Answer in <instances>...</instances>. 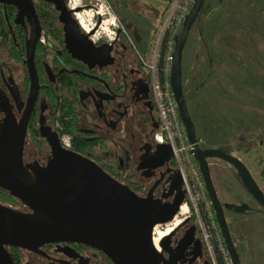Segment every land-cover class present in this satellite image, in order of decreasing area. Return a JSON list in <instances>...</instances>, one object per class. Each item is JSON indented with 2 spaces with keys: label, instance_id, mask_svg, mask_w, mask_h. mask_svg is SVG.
<instances>
[{
  "label": "flooded vegetation",
  "instance_id": "flooded-vegetation-1",
  "mask_svg": "<svg viewBox=\"0 0 264 264\" xmlns=\"http://www.w3.org/2000/svg\"><path fill=\"white\" fill-rule=\"evenodd\" d=\"M4 13L7 25L0 32V207L44 220L25 201L38 193L29 182L42 171L58 180L60 169L68 166L67 152L92 162L140 198L173 202L174 188L169 181L177 172L173 154L154 177L146 178L152 172L143 175L144 171L138 169L141 159L146 165L161 163L149 161L156 156L154 136L160 123L151 76L142 63L145 53L134 50L120 33L112 42L94 40L96 30L86 32L76 17L80 12H71L80 27L79 32H73L74 44L89 52L99 49L101 55L107 51L111 54L112 61L107 65L86 63L74 57L80 51L73 49L71 53L67 47L61 12H34L40 24L35 77L28 59L35 17L24 16L18 21L17 10ZM135 35L140 46L141 37L133 31ZM65 135L70 138L68 147L62 143ZM21 139L19 158L12 145ZM73 172L65 170L75 176ZM52 196L79 203L61 192ZM173 222L153 228L152 247L159 264H212L200 229L191 218L155 241L158 233L168 230ZM193 226L196 230L192 233ZM6 249L13 264H116L101 249L82 243H49L35 251Z\"/></svg>",
  "mask_w": 264,
  "mask_h": 264
},
{
  "label": "water",
  "instance_id": "water-1",
  "mask_svg": "<svg viewBox=\"0 0 264 264\" xmlns=\"http://www.w3.org/2000/svg\"><path fill=\"white\" fill-rule=\"evenodd\" d=\"M44 1L54 5L56 10L61 12L60 19L65 24L67 47L71 53H74L73 49L81 53L73 54L74 57L92 65L111 63L110 51L101 55L98 53L99 49L89 52L84 47L79 48L74 44L73 32H79L80 27L71 15L73 11L67 7L66 0ZM34 3L35 0H0V4L16 8L19 12L18 21L24 16L34 15L35 17L28 46V59L36 77L34 53L38 44L40 24L34 13L36 12ZM204 3L205 0L195 1L193 8L186 16L181 32L175 38L170 81L180 119L193 146L192 153L199 165L232 264H242L225 215V211L233 209V206L223 205L220 201L211 176L210 160H221L232 166L253 200L263 209L264 193L246 165L233 154L222 149H204L200 146L183 88L184 50L192 27L204 8ZM72 44L76 48L72 47ZM152 119L156 121L154 117ZM22 143L21 139L18 144L12 145V149H16L19 158ZM8 144L11 145L10 141ZM155 154L156 156L149 161L159 160L161 163L146 165V160H140L138 169L144 171L143 175L152 172L146 175V178L154 177L155 171L164 167L165 163L172 158L171 146L157 144ZM64 156L68 166L60 169L61 174L58 180H55L51 173L42 171L36 173L35 181L29 182L30 188H34L38 193L36 196H27L25 201L33 211L45 218L44 220L0 207V264H13L6 249L8 246L35 251L45 244L58 242L82 243L97 247L114 258L116 264H159L158 255L152 247V232L154 226L174 220L185 203L186 195L179 171H175L169 179L170 188H174V201L162 203L161 200L154 201L150 197L136 196L127 187L110 178L98 166L74 153L67 152ZM65 170L74 171L75 176L72 173H65ZM57 192L69 198L74 197L79 203L74 205L71 200L55 199L52 195ZM244 208L247 209L248 206L245 205L237 210L243 211ZM195 230L196 227L193 226L190 232L193 233Z\"/></svg>",
  "mask_w": 264,
  "mask_h": 264
},
{
  "label": "rangeland",
  "instance_id": "rangeland-1",
  "mask_svg": "<svg viewBox=\"0 0 264 264\" xmlns=\"http://www.w3.org/2000/svg\"><path fill=\"white\" fill-rule=\"evenodd\" d=\"M211 1L205 0L202 11L205 12L202 16L204 24L214 19V24L209 26L210 36H206L210 45L204 53L211 50L215 59H211V65L204 64L203 74L209 75L206 81L199 77L193 87L190 82H185L186 95L195 113L200 137L206 142L225 146L240 157L264 193V0H216L214 7L220 3L221 8L209 12ZM71 4L82 8L80 14L92 16L91 27L96 30L94 40L112 42L120 33L122 40L130 42L134 50L144 52L146 61L152 63L157 38L169 12H165L160 22L157 17L167 0H107L109 10L97 0H71ZM97 12H102L101 16ZM103 23L111 24L109 31L103 29ZM197 26L194 27L196 31ZM146 28L153 33L146 34ZM136 29L142 38L147 36V42L143 39L140 46L136 35L133 36ZM143 45L149 48L146 50ZM197 88L201 90L197 91ZM204 94L208 101L206 108L200 104ZM240 146L243 148L239 151ZM211 168L215 169L217 180H224L228 168L226 171L221 165ZM248 200L254 204L251 197ZM182 219L179 216L177 222ZM175 224L169 225L168 230L176 227Z\"/></svg>",
  "mask_w": 264,
  "mask_h": 264
},
{
  "label": "built area",
  "instance_id": "built-area-1",
  "mask_svg": "<svg viewBox=\"0 0 264 264\" xmlns=\"http://www.w3.org/2000/svg\"><path fill=\"white\" fill-rule=\"evenodd\" d=\"M97 1L100 2L102 6L107 7V0ZM195 1L196 0L171 1L169 8L165 11L169 13L164 17L161 34L157 38L154 59L152 63L146 61L147 59H142V63L145 70L150 73L151 76L152 92L156 101V115L160 123V127L156 131L154 138L156 144H169L171 146L172 154L176 162L177 170L181 175L183 189L186 195L184 205L187 208V214L180 215L179 210L175 218L182 216V223L194 215L211 263L218 264V254H220L225 264H232V259L225 245L199 165L192 153L193 146L189 141L186 128L180 119L178 106L173 95L170 81L173 53L175 50V38L181 32L186 16L190 13ZM67 5L73 10L71 0H67ZM164 40V67L162 71L159 72L156 64V57L158 56L159 49L162 48ZM62 143L64 146H70L69 136H63Z\"/></svg>",
  "mask_w": 264,
  "mask_h": 264
},
{
  "label": "crops",
  "instance_id": "crops-1",
  "mask_svg": "<svg viewBox=\"0 0 264 264\" xmlns=\"http://www.w3.org/2000/svg\"><path fill=\"white\" fill-rule=\"evenodd\" d=\"M171 1L172 0H167V4L165 8L160 13V15L157 17V21L159 20L160 22V20L163 18L165 11L167 10ZM215 2L216 0L211 1L209 9H208L209 12H213V11L216 12L219 8H221L219 7L220 3H218L214 7ZM213 20L214 19L207 20L206 22L207 24H204L203 17L199 18V20L197 21V25H199L197 26L198 27L197 31H196V28L194 30V27L196 26L194 25L193 29L190 32V36H189L187 45L185 47L184 56H183V88H184V94L186 96V100H187V104L189 108V113L196 126L197 138H198L200 146L204 149L205 148L206 149H212V148L222 149L229 153L230 150L227 147L219 145V144H215V143H210L209 141L206 142L200 137L197 120L194 117L195 113L192 112L190 102L188 101V98L186 95L187 94L186 83L190 82L193 87L194 83L196 85V82L199 77H202L203 82L208 79L207 77L209 75L207 73L203 74L204 64L211 65L212 63L211 59H215V57L212 56L211 50H208V52L206 51V54L204 53V50L207 49L206 46L210 45L209 40L206 39V36L208 38L210 36L209 26L214 24V22L212 23ZM146 24L147 23H145V25ZM144 31L146 34H149L150 32L151 34L153 33V30H150L149 28H146V30ZM137 33H139L142 41L143 39H145L144 42H147L146 40L147 36L144 35V37L142 38L143 35L141 36V32L140 31L138 32L137 30ZM143 47H146V50L147 48H149L144 45ZM197 70L198 72L199 71L200 72L198 73ZM200 87L202 88V86ZM201 88H197V91L201 90ZM202 99H204V101L200 102V104L202 107L205 106L206 108L208 101H207V98L205 97V94L203 95ZM231 154L233 153L231 152ZM237 158L242 161L240 157H237ZM219 165H221L225 171L228 168L227 170L228 172H226V175L223 176L224 180H217L215 178V172H214L215 169L213 170V168H211V167L219 166ZM246 167L248 168L251 175L253 176L252 171L249 169L248 165H246ZM210 168H211L212 180H213V183H214V186H215V189L217 191L220 201L222 202L223 205L233 206V209H227L225 211V215H226L228 224L231 228L232 234L235 236V238L237 239V242L240 245L239 249H240V254L242 256V264H264V209L260 207L254 200H253L254 204L249 203L248 198L249 197L252 198V196L246 190L238 173L232 166H230L228 163L223 162L221 160L212 159L210 160ZM254 180L258 184L255 178ZM245 205L248 206L247 209L244 208L243 211L237 210V208L244 207Z\"/></svg>",
  "mask_w": 264,
  "mask_h": 264
},
{
  "label": "trees",
  "instance_id": "trees-1",
  "mask_svg": "<svg viewBox=\"0 0 264 264\" xmlns=\"http://www.w3.org/2000/svg\"><path fill=\"white\" fill-rule=\"evenodd\" d=\"M34 9H35L36 12H57L56 9H55V7L53 5L47 3V2H45L43 0H38L35 3V5H34ZM208 9H209V7H208ZM4 12H16V10L12 6H6V5L0 4V16L2 17V19H0V32H1V28L5 29L4 27H6V25H7V23H6L5 19H4L6 13H4ZM204 13L205 12H201L200 15H199V18H201L204 15ZM199 18H198V20H199ZM197 21H196V23L194 25H197ZM193 27H192V29H193ZM164 54H165V40H164L163 45H162V48H161L160 60H159V63H158L159 72H161L162 69H163V67H164V63H163ZM242 148H243V146H240L237 149L240 151ZM231 152L232 151H230L229 154H231ZM245 152H247V150H245ZM263 175H264V171H263ZM191 221H192V223L194 225H196L198 227L197 220H196V217L194 215L191 217ZM232 236H233L234 243H235V245H236V247H237V249L239 251V254H240V249H239L240 245L237 242V239L235 238V236L233 234H232ZM240 257H241V260H242L241 254H240ZM218 264H225L223 262L220 254H218Z\"/></svg>",
  "mask_w": 264,
  "mask_h": 264
},
{
  "label": "bare ground",
  "instance_id": "bare-ground-1",
  "mask_svg": "<svg viewBox=\"0 0 264 264\" xmlns=\"http://www.w3.org/2000/svg\"><path fill=\"white\" fill-rule=\"evenodd\" d=\"M73 8V12H75V11H81L82 10V8H80L79 6H77L76 4H74V6L72 7ZM101 14H102V12H97V15H99V16H101ZM76 17H77V20L79 21V23H80V26L86 31V32H92L94 29H92V27H91V21H90V19H91V15H89V14H87V13H83V14H77L76 15ZM110 28H111V24H106V23H103V29L104 30H107V31H109L110 30ZM185 214H187V208H186V206L184 205V206H182V208L180 209V215H185ZM174 221V224H175V221H176V227H178L179 226V224L181 223V221H178L177 222V218H175V220H173ZM175 228V227H174ZM172 231V229H170V230H166V231H161L160 233H158V235H157V238H156V242H158L160 239H162V238H164L165 236H167L170 232Z\"/></svg>",
  "mask_w": 264,
  "mask_h": 264
}]
</instances>
